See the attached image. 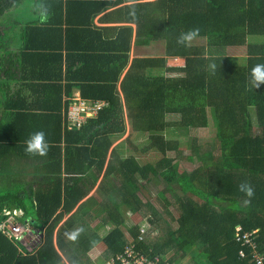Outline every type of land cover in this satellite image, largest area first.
<instances>
[{
	"label": "trees",
	"instance_id": "obj_1",
	"mask_svg": "<svg viewBox=\"0 0 264 264\" xmlns=\"http://www.w3.org/2000/svg\"><path fill=\"white\" fill-rule=\"evenodd\" d=\"M81 1L27 0L24 18L30 25L17 53L10 51L12 32L4 35L0 176L18 168L0 190V222L9 212L17 214L35 239L20 245L0 233V264H108V257L123 254L131 245L170 264H252L251 249L237 242L235 234L239 225L242 233L257 231L258 250L264 255V83L257 87L251 81L252 69L264 65V0H157L146 8L138 5L130 15V23L137 25L136 44L161 48L155 47L157 56L134 58L120 87L114 76L104 79L106 84L91 83L85 71L100 61L108 71L124 72L130 63V27L119 28L105 53L96 49L107 56L83 48L76 71L67 66V76L62 55L45 60L46 65L38 60L51 50V41L45 42L49 37H63V31L81 34L73 27L90 33L92 20L107 9L102 0ZM90 3V14L77 22L83 19L76 16L77 8L84 12ZM13 4L16 0H0V24ZM194 29L198 31L192 40H204L205 46L192 40L178 43L181 34ZM236 47H245V58L228 57L227 50ZM176 59H185L184 66L168 67ZM42 67L53 71L43 74ZM36 68L45 86L33 89L29 79ZM70 81L77 84L68 85ZM74 89L82 99L106 106L70 130L64 109L66 113ZM126 120L132 132L148 135L151 149L162 156L157 163L125 158L121 147H127L126 140L112 150L114 141L127 132ZM208 128L217 141L213 149L203 150L205 141L195 137L190 138L191 154L182 155L178 137ZM37 131L45 134L44 155L24 150ZM171 152L191 164L189 173L180 174L178 162L168 157ZM35 167L42 174L38 181L32 180ZM101 178L97 192L102 200L95 194L86 199ZM153 181L163 187L157 194L163 210L140 198L143 183ZM173 185L181 195L173 193ZM191 188L207 199L192 198ZM166 191L172 192L170 201ZM171 210L179 211L177 219ZM124 213L141 216L149 230L142 222L129 224ZM99 219L107 230L103 237L92 227ZM98 246L102 252L96 257Z\"/></svg>",
	"mask_w": 264,
	"mask_h": 264
},
{
	"label": "crops",
	"instance_id": "obj_2",
	"mask_svg": "<svg viewBox=\"0 0 264 264\" xmlns=\"http://www.w3.org/2000/svg\"><path fill=\"white\" fill-rule=\"evenodd\" d=\"M75 2H82V1L81 0H78V1L75 0ZM83 2H90V1L83 0ZM156 2H157V0H102V4L104 6H106L107 9H105V11H103L100 15L96 16L92 20V22H93L92 28L93 29L91 30L90 33H89V29H87V28L84 29V31H82L83 29L81 30V29H77V27H73V31H77V33L80 32L81 34H75L74 32H71V33H68L65 35L66 31L65 32L63 31V37H61L59 35V33H57V35L54 37H49L48 41H45V42L48 43L49 41H51L50 46H49V48H51V50L50 51H44L47 53L42 54V56L38 59L39 62H41V64L46 65L47 63L44 62L45 60L51 61L55 57H57L59 59L60 55H62L63 70H64L63 74L66 75V67L67 66H69V68H71V73H73L74 71H76L74 66L75 65L77 66V60L80 58V56H82V54H84L82 52L83 48H93L94 53L96 52V49L97 50H100V49L103 50L104 49L103 53H105V50H106L105 47L107 46V42L116 41L119 28L130 27L133 29L131 49H130L131 50L130 51V63L128 65V68L124 72H121V71L117 72L116 69L113 71H108L106 68L107 66L106 67L100 66V61L92 62L91 64H89L87 66V70L85 71L86 76L88 78L93 79L91 83L97 82L98 85L99 84H106V82H108V81L104 80V79H107L109 77L111 78L112 76H114L113 79H115L116 77L119 78L117 85L120 87L122 80L125 77L128 69L131 65V62L134 58H136V57H148V56H150V54H152V56H153L155 47L161 48L160 44H155V43H151V45H148V46H138L136 44L137 25L130 23V22H133V19H132V17H130V15L134 14L135 10H139L138 9L139 6L146 8L148 5L154 4ZM92 5H93V3H90L89 5L85 6L84 12H81L82 7L77 8L76 16L78 17L80 15V17L83 18L77 22L85 21L87 16L90 14L89 9L92 8ZM133 7H135V8H133ZM141 11L143 14L146 15V12L144 13L143 10H141ZM63 26L65 27V30H67L68 25H63ZM96 29L101 30L102 34L100 32L95 33ZM91 34H94V39H91L93 37ZM61 44H63L62 49H60ZM144 50H146V51H144ZM87 53H92V51L89 50ZM96 53L101 54L102 51H97ZM101 56H107V55L101 54ZM103 60L106 64L105 57ZM183 62H184V60H183ZM34 64H35V62H34ZM54 65H56V64H54ZM168 66L169 67L172 66V65H170V61L168 62ZM42 69L43 70L41 71V73H43V74L45 72L52 73V71H53L52 67H49L48 69H45L42 67ZM38 72H39V70H38V68H36L34 78L29 79V83H31L33 85V89H35L34 88L35 85L45 86V85H41V84H45L43 81L38 80ZM66 76H64V78ZM65 82L66 81H64L63 84ZM75 84H77V83H75L74 81H70V83H68V85H75ZM88 85H89V83H88ZM25 93L28 95V99L33 100L32 98H34V97L30 96L27 91ZM76 96L81 97L78 89L72 90L71 98L76 97ZM71 98H69V99H71ZM85 100L91 101V102L96 101V100H89V99H85ZM65 101H67V98L65 99ZM99 102H102V101H99ZM65 115H66V113H65V109H64V119H65ZM114 148L115 147H112V150ZM112 150H111V152H112ZM101 182H102V179H101V181H99V184ZM89 195L86 197V199L89 198L90 196H92V194L90 196ZM85 200H83V201H85ZM31 239L34 240V237H32L31 235H27L24 239L23 244L27 245ZM101 251H102L101 248L98 246L96 251L93 252V254L96 257H98Z\"/></svg>",
	"mask_w": 264,
	"mask_h": 264
},
{
	"label": "rangeland",
	"instance_id": "obj_3",
	"mask_svg": "<svg viewBox=\"0 0 264 264\" xmlns=\"http://www.w3.org/2000/svg\"><path fill=\"white\" fill-rule=\"evenodd\" d=\"M12 1V0H10ZM27 0H16V4H13V8H11L10 13L7 12L6 14V18H5V22H2L3 24H0L3 27V29L0 31L1 33H3L4 28H6V31H10L12 32V38H13V43H12V47L10 48V51L13 50V52L17 53L18 49L21 47L22 45V37L24 34V30L27 29L26 25H30L27 22V18H24L25 15V10L23 5H26ZM9 5V4H8ZM21 26H19V24ZM14 32V33H13ZM7 32L4 31V35L5 37H7ZM2 40V41H1ZM5 41V38L3 35H0V52H2V56L5 55V52L7 50V45L4 44L3 42ZM194 41L193 44L196 46H205L204 44V40L202 41H198V40H192ZM2 44H4V47L2 46ZM146 51V50H144ZM158 52H154L153 56H157ZM227 55L228 57H235L238 58V60H241L243 58H245V47H236V48H230L227 50ZM150 56H152V54H150ZM185 64V61L183 62V59H176V60H170V65L174 66V67H181ZM1 69V68H0ZM15 88H13L14 90ZM24 94H26L24 92ZM169 120V117L167 118ZM127 132L126 134L121 137L120 139H116L114 141L113 147H118L119 144H121V142H124L126 140L127 143V147L124 148L121 147L122 151H125L124 157L128 158L130 156H135L137 159H139L140 161H142L144 164H155L157 163L162 156L155 151L154 149H151L152 146L149 142V137L148 135L141 133V132H132L131 131V123L129 120H126V125H125ZM129 132V133H128ZM199 138L203 141H205V144L203 147H201L203 150L208 151L213 149V146L216 145L217 141L213 136V133L211 131V129H199L197 131H193L190 135H182L180 137H178V140L181 142L180 146H179V151L182 153V155H190L191 151H190V138ZM177 154L175 152H171L168 154V157L173 159L174 161H177L179 164L178 167V171L180 172V174H187L190 172L191 170V164L189 162H185L182 159L179 158V156H176ZM26 165V163H25ZM27 167V166H26ZM17 168L18 166L15 167H11V171L10 172H6V174L1 175L0 176V190L5 187L4 183L9 182L10 179H8V176H11L12 174H15L17 172ZM32 180L38 181L40 179V177L42 176L40 169H37L35 167V170L32 173ZM12 180L16 179L11 178ZM25 179H27V181L29 180V177H25ZM102 179V178H101ZM101 179H99V181H101ZM31 180V178H30ZM99 181L97 183V185L95 186V188L90 192V195L95 194L98 198V201H101V197L99 195L100 192H97L98 190V184ZM15 181H12L11 183H14ZM122 178L120 179L119 183L121 184ZM17 183V182H15ZM18 184V183H17ZM171 189L173 191V193L181 195L182 191L180 190V188L176 185L171 186ZM163 190V187L161 185H159V182H144L143 186L140 189V198L142 199L143 203H147V202H151L153 203V205L157 208V210H163V208H161L159 206V201L157 199V194L159 192H161ZM191 193L190 196L192 198H194L195 200L199 201H205L207 199V195L203 192H200L199 190H197L196 188H191ZM172 192L166 191L165 192V197L167 200H171L172 196H171ZM89 195V196H90ZM115 196H117L115 194ZM118 199V197H116ZM172 208V207H171ZM143 210H146V208H144ZM171 213L174 214V219L178 218L179 215V211L178 210H171ZM142 214V213H141ZM123 217L128 221L129 224L134 223H143L145 229L149 230V225L146 223V221L144 219L141 218V216H137V215H126V213H124ZM164 217L166 219L170 220V217L168 218L166 215H164ZM102 219L99 220H95L92 224V227L95 229L97 228L98 234H100L102 237L106 235L107 230H104V227H100V221ZM240 226V225H239ZM174 228L177 227L176 225H173ZM238 227V226H237ZM102 228V229H101ZM142 228V229H143ZM259 232V230H258ZM27 236V235H26ZM25 236V237H26ZM35 239V238H34ZM102 252V251H101ZM116 257H108L109 260H113ZM185 263L188 261L187 259L183 260Z\"/></svg>",
	"mask_w": 264,
	"mask_h": 264
},
{
	"label": "built area",
	"instance_id": "obj_4",
	"mask_svg": "<svg viewBox=\"0 0 264 264\" xmlns=\"http://www.w3.org/2000/svg\"><path fill=\"white\" fill-rule=\"evenodd\" d=\"M106 106V103L99 101H87L81 97H73L70 99V104L66 111L67 126L70 130L79 129L82 124L96 117L99 112ZM10 213V212H9ZM6 214V218L0 222V233L7 237L13 243L23 244L25 236L30 235V229L27 226L19 223L16 219L17 214ZM236 240L244 247L251 249L252 264H264V255L258 250L257 231L244 232L238 226L236 228ZM140 240H144L141 238ZM240 257H246L245 251L241 250ZM108 264H170L164 262L158 256L145 255L141 249L136 246H127L121 255H117L115 259L110 260Z\"/></svg>",
	"mask_w": 264,
	"mask_h": 264
},
{
	"label": "clouds",
	"instance_id": "obj_5",
	"mask_svg": "<svg viewBox=\"0 0 264 264\" xmlns=\"http://www.w3.org/2000/svg\"><path fill=\"white\" fill-rule=\"evenodd\" d=\"M3 27L4 26L1 25L0 31L3 29ZM4 31L6 32V28H4V30H3V33H2L3 36H4ZM197 31L198 30L194 29V30L189 31L186 34H181V36L179 37L178 43H186L188 41H191L196 36ZM183 60L185 61V59H183ZM170 67H174V66H170ZM181 67H183V66H181ZM210 67H212V66H210ZM251 81H252L253 85L257 86V87L259 86L260 83H264V65H256L252 69ZM25 144H26V147L24 149L25 152L28 154H31V155H44L46 150H47V147H48L47 142L45 140V134L43 131H37V132L31 134L30 137L26 140ZM248 194L251 195L250 189H248ZM30 235L32 236V233Z\"/></svg>",
	"mask_w": 264,
	"mask_h": 264
},
{
	"label": "flooded vegetation",
	"instance_id": "obj_6",
	"mask_svg": "<svg viewBox=\"0 0 264 264\" xmlns=\"http://www.w3.org/2000/svg\"><path fill=\"white\" fill-rule=\"evenodd\" d=\"M17 71H15V73H16ZM3 78H4V76H2Z\"/></svg>",
	"mask_w": 264,
	"mask_h": 264
}]
</instances>
